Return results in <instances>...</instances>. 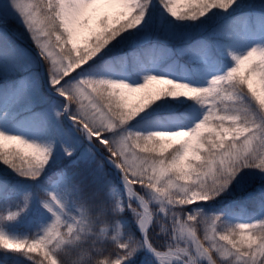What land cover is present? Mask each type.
<instances>
[{
  "label": "snow or ice",
  "instance_id": "obj_1",
  "mask_svg": "<svg viewBox=\"0 0 264 264\" xmlns=\"http://www.w3.org/2000/svg\"><path fill=\"white\" fill-rule=\"evenodd\" d=\"M0 264H264V0H0Z\"/></svg>",
  "mask_w": 264,
  "mask_h": 264
}]
</instances>
